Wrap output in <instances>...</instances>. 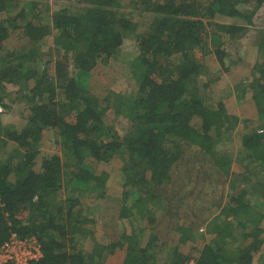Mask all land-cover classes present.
I'll list each match as a JSON object with an SVG mask.
<instances>
[{
  "label": "trees",
  "instance_id": "trees-1",
  "mask_svg": "<svg viewBox=\"0 0 264 264\" xmlns=\"http://www.w3.org/2000/svg\"><path fill=\"white\" fill-rule=\"evenodd\" d=\"M12 1L0 0V15L11 13ZM48 1H25L13 15L0 18V86L17 87L15 93L26 99L29 111L19 132L0 124V149L9 143L25 145L29 131L37 138V127L54 129L60 147V153L37 154L31 163L26 156L13 163V157L0 158V245L11 234L36 236L42 257L32 264H99L116 251L123 253L120 264H182L191 259L196 264H264V214L253 206L264 200V76L255 73L264 70V36L259 43L262 60L253 66L255 77L247 84L263 122L260 130L240 138L248 151L238 154L243 169L230 180L228 204L222 205L224 189L215 197L206 188L208 172L203 168L180 172L186 178L173 183L174 159L187 150L208 156L210 167L212 163L228 178L235 160L214 145L219 137L231 138L239 118L221 101L207 104L201 87L208 82L200 86L205 65L197 55H212L224 66V46L234 34L264 20V0H138L133 12L123 15L118 13L120 0H77L85 6L74 12L53 8ZM143 12L149 13V21L140 32L137 19ZM216 14L236 21L219 22ZM14 31L23 45L5 48L3 42ZM50 37L55 56L47 59L53 61V75L46 76L40 71L44 57L37 43ZM129 39L136 50L130 69L134 96L121 99L111 91L98 97L75 73L86 74L99 62L121 57ZM114 95L127 104L130 115L123 114L132 123L121 135L113 126L122 115L111 101ZM242 95H247L244 89ZM108 109L112 113L105 118ZM115 157L125 188L117 217L128 226L103 243L91 229L93 219L81 211L80 194L105 197V174L88 165ZM148 228L141 243L139 237ZM199 232L208 239L194 246ZM89 238L91 248L81 250L79 244ZM161 241L172 245L163 260L157 256L162 248L156 249Z\"/></svg>",
  "mask_w": 264,
  "mask_h": 264
},
{
  "label": "rangeland",
  "instance_id": "rangeland-1",
  "mask_svg": "<svg viewBox=\"0 0 264 264\" xmlns=\"http://www.w3.org/2000/svg\"><path fill=\"white\" fill-rule=\"evenodd\" d=\"M25 1L31 0H13L11 5V13L8 14L3 12L0 15V18L2 19L8 15H13L14 12H17L25 6ZM135 1L138 0H120L118 13H120V15L132 13V7ZM48 2L50 6L56 9L68 7L69 12H74L79 7L82 8L85 6L77 0H50ZM204 3H206L205 0ZM53 8L50 7V10ZM41 10H43L42 7ZM42 15V18H44L46 16V12L43 11ZM147 15H149V13L143 12L141 17L138 18V16H136V19L138 18V31L140 32L144 30L149 21V17ZM213 18L219 22L227 23L229 25H234L236 21L235 18H228L227 16L221 17L218 14L214 15ZM255 23V25H249L246 30L236 33L234 34V37L229 38L228 42L224 46L228 51L224 66L220 65L212 55L204 56L202 58L199 54L197 55L199 60L205 65L203 76L200 80V86L201 84L208 82L204 89L201 87V94L206 96L207 104L215 105L216 102L221 101L230 115H234L239 118L237 126L230 132L231 138H227L225 135V138L221 140V137H219L220 139L217 140L214 145V148L217 151L220 150L225 152L235 160V162L231 164L228 178L223 176L212 163V167H210V158L208 156L205 158L203 153L198 151L187 150L183 157L178 158L181 155H177L176 159H174V168H177V170L173 175V183L186 178L187 174L185 171H188V169H197L198 167L203 168L204 171L208 172V175L205 178L207 186L206 188L209 191L214 192L213 196H215V193H218V196H220V191L224 189L223 193L226 199L224 198L222 205L228 204V197L232 192V190L229 191L230 180L232 181L233 177H238L237 174L243 169L242 163H237V158L240 154L242 155L244 152L248 151L246 148H244V146L242 147L240 145V138L244 133L248 134V132H251V130H260L258 126L263 122L259 120L256 114L255 106L250 99V86L247 85L248 80L251 79V77H255V73L256 76H264L263 69H258V71L255 73L252 72L255 63L258 60H262L259 43L260 38L264 36V20H256ZM229 29L232 30L233 27H230ZM16 33L18 32L14 31V33H12L14 35H11L3 42L5 48L13 49L14 47L23 45L22 39L18 38V35H15ZM124 43L125 48L122 50L121 57L109 60L107 64L99 62L91 71L86 74L80 71L75 73V75L79 74L82 77V79L85 81L84 84L86 87L88 86L89 91L98 97H104L107 93V95H109V92L111 91L118 93L121 99L122 97H133L135 94L136 85H134V81L132 80L133 78L130 69L132 67V57L136 50L133 40H126ZM37 46L40 47V54L44 57L40 66V71H42L41 74L52 76L53 61L49 62L47 60L48 57L53 59L55 56L52 37H50V39L45 42L42 40L41 43H37ZM16 89L17 87L7 83H3V87L0 86V98H2L3 101V103L0 104V124L8 128L9 131L14 130L19 132L26 126V116L28 115L29 111L24 105L26 99H21L23 96H20V93H15ZM243 89L247 95H242ZM117 98L118 97L114 95L111 98V101L120 107L122 115H120L118 118L119 124L113 126L115 127L114 130L121 135L126 129L132 127V123L128 117L123 114L124 112L130 115L127 104L122 100H118ZM111 113L112 111L108 109L105 113V118L109 117ZM37 129L40 130L39 136L37 135V138L34 135V137L31 136L32 134L29 131L25 135V139L27 140L25 141V145L21 146L20 144L16 143H9L6 147L0 149V158L4 157L8 158L9 160L10 157H13L11 159L13 163L16 160L21 161V158L26 156L27 161L31 163V160L33 162L34 157L37 154L41 157L46 154L60 153L56 131L54 129H48L44 127H37ZM215 154H217V152ZM4 162L7 164V161ZM12 163L10 162V167H16L15 163ZM89 163L90 164L88 167H93L95 173H104L106 176V181H104L105 185L103 184L105 197L97 198L93 197V194L92 196L86 195V197H82L80 194V208L83 213L87 212V215L93 219L94 225L91 227V229L94 232L95 238L101 240L103 243H107L108 241L112 240L113 237H116L119 231L128 226L127 220L123 222V220H119L117 217L118 208L120 207V202H118V199L121 196L124 188L123 176L120 171V160L115 157V159H112L107 163H98V165H95V163L93 164L92 162ZM32 167L35 166L32 165ZM183 171L186 175L184 173H180ZM203 172L199 178L200 180H202ZM214 176L216 177L215 179L213 178ZM189 178L190 182L192 183L194 179L192 177ZM253 178L254 177H252V179ZM190 182H188V185L186 186H190ZM196 182L197 184L200 183L199 180ZM190 200H184V202L190 203ZM198 201L200 202V200ZM253 206L255 207L256 211H261V213L263 212L264 214V200L260 198V201H257L255 204H253ZM208 213H212L211 210H209ZM134 224L137 225L138 222H134ZM261 226L264 228V219L261 222ZM150 231L151 229L148 228L144 231V234L140 235L139 238L141 243L146 242ZM196 233L197 232H194V235H197ZM201 235L202 234L198 235L199 237L197 236L198 240L197 242H194V246H200L199 244H202L203 241L208 239L206 236L204 238V235ZM260 239L262 241L261 249L264 253V231L261 234ZM76 240H80V237H76ZM90 240L92 239L89 238L88 242L85 244H79L81 250L87 252V250L91 248L92 243ZM166 244V242L161 241L158 242V245L156 246V249L162 248L160 252L158 251L157 253L158 259L160 260H163L167 255L166 252L172 248V245L168 246ZM229 247H231L233 250L235 249L234 244H230ZM232 253L233 252H231V254L228 256H232ZM120 257H122V255L119 252H116L114 255H109L105 261H102L101 263L99 262V264H118L117 259L119 260Z\"/></svg>",
  "mask_w": 264,
  "mask_h": 264
},
{
  "label": "built area",
  "instance_id": "built-area-1",
  "mask_svg": "<svg viewBox=\"0 0 264 264\" xmlns=\"http://www.w3.org/2000/svg\"><path fill=\"white\" fill-rule=\"evenodd\" d=\"M42 257L41 243L36 236L11 234L0 245V264H32ZM182 264H196L193 259Z\"/></svg>",
  "mask_w": 264,
  "mask_h": 264
},
{
  "label": "crops",
  "instance_id": "crops-1",
  "mask_svg": "<svg viewBox=\"0 0 264 264\" xmlns=\"http://www.w3.org/2000/svg\"><path fill=\"white\" fill-rule=\"evenodd\" d=\"M116 252H117V253L119 252V253L123 256V253H122L121 251H116ZM116 252H115V253H116ZM115 253H113V255H114ZM111 257H112V256H111ZM109 258H110V257H109ZM121 258H122V257H120L119 260L117 259L118 264H120L119 261H122ZM114 262H115V261H114Z\"/></svg>",
  "mask_w": 264,
  "mask_h": 264
}]
</instances>
